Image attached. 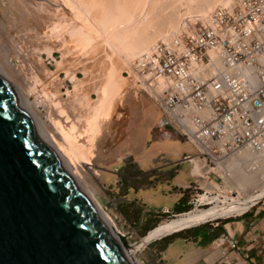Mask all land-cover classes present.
Wrapping results in <instances>:
<instances>
[{
    "label": "rangeland",
    "instance_id": "1",
    "mask_svg": "<svg viewBox=\"0 0 264 264\" xmlns=\"http://www.w3.org/2000/svg\"><path fill=\"white\" fill-rule=\"evenodd\" d=\"M202 1L209 0H149L150 3L148 0H0V70L3 76L15 87L17 94L22 95H19L21 100L31 103L37 123L55 147L63 150L93 208L97 210L99 206V212L109 214L114 220L127 246L133 250L132 258L136 263L172 264L166 257V250L180 232L163 239H151L149 233L161 223L194 210L198 206L196 200L206 190L215 194L225 190L237 193L235 199L256 190L246 187L241 192L228 178L194 176L193 163L184 157L197 159L204 173L207 170L205 162L177 131L164 129L162 122L152 130L148 140L146 132L153 121L151 112L155 115L153 105L147 100L143 102L145 97H150L137 92L127 78L131 65L146 52L145 48L149 50L177 30L179 33L185 27L201 25L224 2L235 0L221 1L222 5L218 3L208 10L209 13L203 10L207 3L204 5ZM120 3V8H116ZM108 9L113 10L110 13ZM120 17L121 21H116ZM172 17L173 24L166 34L164 31L162 37L148 45L145 41L149 33L152 34L156 27L162 28L160 21ZM150 22L152 26L156 23L155 27L150 28ZM138 44L144 49L138 48ZM145 109L150 114L148 119L143 117ZM157 141L162 143L161 150L169 155L160 158V168L144 172L135 159ZM83 156L89 159L90 165L82 163V167L79 166V158ZM181 167L184 174L189 170L191 174L189 180L192 181L184 189L189 210L177 213L171 203H168L171 208L164 210L163 198L175 190L171 182L180 174ZM226 218L206 222L203 226L210 228L228 220Z\"/></svg>",
    "mask_w": 264,
    "mask_h": 264
},
{
    "label": "built area",
    "instance_id": "2",
    "mask_svg": "<svg viewBox=\"0 0 264 264\" xmlns=\"http://www.w3.org/2000/svg\"><path fill=\"white\" fill-rule=\"evenodd\" d=\"M127 78L159 106L162 127L196 149L207 177L228 178L234 156L264 151V0L220 6L140 55Z\"/></svg>",
    "mask_w": 264,
    "mask_h": 264
},
{
    "label": "water",
    "instance_id": "3",
    "mask_svg": "<svg viewBox=\"0 0 264 264\" xmlns=\"http://www.w3.org/2000/svg\"><path fill=\"white\" fill-rule=\"evenodd\" d=\"M122 242L0 78V264H130Z\"/></svg>",
    "mask_w": 264,
    "mask_h": 264
},
{
    "label": "bare ground",
    "instance_id": "4",
    "mask_svg": "<svg viewBox=\"0 0 264 264\" xmlns=\"http://www.w3.org/2000/svg\"><path fill=\"white\" fill-rule=\"evenodd\" d=\"M116 1V0H115ZM124 1V0H123ZM138 1V0H137ZM151 1H155V0H151ZM179 1V0H178ZM181 1V0H180ZM201 1V0H200ZM221 1H224V0H209L208 2L205 1L207 4H206V7L205 10L206 12H208L209 9H212L214 8L216 5H218V3H221ZM231 1V0H230ZM234 1V0H233ZM107 2V1H106ZM110 2V0H109ZM126 2V1H125ZM130 2V1H129ZM149 2V0H148ZM159 2V1H158ZM177 2V1H176ZM175 2V3H176ZM194 2V1H193ZM198 2V1H197ZM203 2V1H202ZM203 2V4L205 3ZM115 3V2H114ZM119 3V1H118ZM133 3V2H132ZM142 3V2H141ZM141 3H138V4H141ZM150 3V2H149ZM162 3V2H161ZM161 3L159 5H161ZM165 3V2H164ZM163 3V4H164ZM182 3V2H181ZM225 4L224 5H228L230 4L231 2H224ZM233 3V2H232ZM112 4V3H111ZM153 4V3H151ZM180 4V3H179ZM199 4V3H197ZM120 5L121 3L119 4V7L117 5L116 8H120ZM131 5V4H130ZM176 5V4H175ZM182 5V4H181ZM205 5V4H204ZM222 5V3H221ZM222 5V6H224ZM152 6V5H151ZM179 6V5H178ZM106 7V6H105ZM125 7V6H123ZM130 7V6H129ZM128 7V8H129ZM135 7V6H134ZM143 7V6H142ZM153 7V6H152ZM162 7V6H161ZM160 7V8H161ZM168 7V6H167ZM172 7V5H171ZM186 7V6H185ZM190 7V6H188ZM192 7V6H191ZM110 8V7H109ZM112 8V7H111ZM115 8V9H116ZM127 8V7H126ZM137 9V7H135ZM154 8H155V5H154ZM176 8V7H175ZM104 9V8H102ZM125 9V8H122V10ZM135 9V10H136ZM140 9V8H139ZM158 9V8H157ZM161 9H164V8H161ZM179 9V7H178ZM181 9V7H180ZM190 9V8H189ZM195 9H198L197 7ZM101 10V9H100ZM106 10V9H105ZM109 10V9H108ZM113 10V9H112ZM111 10V11H112ZM121 10V9H120ZM121 10V11H122ZM131 10V9H130ZM150 10V9H149ZM173 10V9H172ZM201 11L202 14L204 13V11ZM110 11V10H109ZM110 11V13H111ZM127 11V10H126ZM138 11V10H137ZM146 11V10H145ZM154 11V10H153ZM157 12V10H155ZM163 10H161L162 12ZM167 12V10H165ZM178 11V10H177ZM195 11V10H194ZM213 11V10H212ZM106 12V11H105ZM134 12V11H133ZM139 12V11H138ZM141 12V11H140ZM179 12V11H178ZM184 12V11H183ZM186 12V11H185ZM124 13L125 11L123 12V16H124ZM129 13V11H128ZM153 13V12H152ZM159 13V12H158ZM157 13V14H158ZM172 13V12H171ZM180 13V12H179ZM197 13V12H196ZM209 13V12H208ZM207 13V15H208ZM213 13V12H212ZM211 13V14H212ZM121 14V13H119ZM127 14V13H126ZM133 14V13H132ZM135 14V13H134ZM145 14H147L145 12ZM160 14V13H159ZM163 14V13H161ZM176 14V13H175ZM174 14V16H175ZM200 14V13H199ZM210 14V15H211ZM109 15V14H108ZM107 15V16H108ZM111 15V14H110ZM121 15V16H122ZM131 15V14H130ZM142 15V13H141ZM144 15V14H143ZM170 15V14H169ZM173 15V14H172ZM171 15V16H172ZM178 15V14H177ZM185 15V14H184ZM209 15V16H210ZM118 16V15H117ZM166 16V15H165ZM163 15V17H165ZM170 16V17H171ZM110 17V16H109ZM108 17V18H109ZM126 17V16H125ZM143 17V16H142ZM140 17V18H142ZM160 17V16H159ZM167 17V16H166ZM177 17V16H176ZM104 18V17H103ZM107 18V17H106ZM104 18V19H106ZM115 17H113L114 19ZM128 18V17H126ZM137 18V17H136ZM156 18V17H155ZM158 18V17H157ZM207 18V17H206ZM205 18V19H206ZM102 20V18H100ZM111 19V18H110ZM112 19V20H113ZM135 19V17H134ZM144 19H145V16H144ZM150 19V18H149ZM152 19V18H151ZM174 19L173 17L172 18H165L163 19L162 21V28H158L156 27L155 28V31L151 34L149 33V37H147L146 41L148 43V45H150L151 42H153L156 38L158 39V37L161 36V34L163 33L164 35L166 34V30L167 29H170V26L173 24V21L172 20ZM108 20V19H107ZM115 20V19H114ZM119 20V21H118ZM124 20V19H123ZM129 20V19H127ZM139 20V19H138ZM146 20V19H145ZM160 20V18L158 19ZM177 20V19H176ZM175 20L174 23H177ZM104 21V20H103ZM116 21L120 22L121 21V17L119 19H117ZM130 21H132V19H130ZM137 21V20H136ZM151 21V20H149ZM172 21V23H171ZM180 21V20H179ZM114 22V21H113ZM143 22V21H142ZM147 22V21H146ZM156 22V21H155ZM101 23V22H100ZM124 23V22H123ZM129 23V22H128ZM138 22L134 23V24H137ZM145 23V22H144ZM152 23H153V20H152ZM156 23H159L156 22ZM154 23V24H156ZM104 24V23H103ZM133 24V26H134ZM143 24V23H142ZM146 24V23H145ZM151 24V22L149 23ZM153 24V26L155 27V25ZM160 24V23H159ZM107 25V24H106ZM127 25V24H126ZM125 25V26H126ZM140 25V24H139ZM148 25V24H147ZM105 27V25H103ZM114 26V25H113ZM131 26V25H130ZM152 26L149 25V27ZM152 26V27H153ZM160 26V27H161ZM101 27V26H100ZM143 27V26H142ZM178 27V26H177ZM122 28V27H121ZM133 28V27H132ZM132 28H128V29H132ZM136 28V27H135ZM141 27H139L140 29ZM146 28V27H145ZM151 28V27H150ZM149 28V29H150ZM174 28V27H173ZM138 29V30H139ZM154 29V28H153ZM110 30V29H109ZM115 30V29H114ZM133 30V29H132ZM131 30V31H132ZM151 30V29H150ZM119 31V30H118ZM130 31V30H129ZM137 31V30H135ZM144 31V30H143ZM171 31V30H170ZM178 31V30H177ZM176 31V32H177ZM104 32V31H103ZM116 32V31H115ZM120 32V31H119ZM118 32V33H119ZM149 32V30H148ZM169 31H167L168 33ZM108 33V32H107ZM125 33V31H124ZM137 33V32H136ZM171 33V32H170ZM117 34V33H116ZM121 34V33H120ZM130 34V33H129ZM143 34V33H142ZM162 34V35H163ZM173 34V33H171ZM170 34V35H171ZM146 35V33H145ZM148 35V34H147ZM166 36L164 37L162 40L164 39H167L169 38V36ZM125 36V35H124ZM129 36V35H127ZM127 36L125 39H127ZM143 36V35H142ZM146 37V36H145ZM162 37V36H161ZM112 38V37H111ZM129 38V37H128ZM144 38V37H143ZM133 39V38H132ZM145 39V38H144ZM114 40V39H113ZM122 40V39H121ZM130 40V39H129ZM128 40V41H129ZM149 42H148V41ZM124 41V40H123ZM127 41V40H126ZM137 43L138 41L135 40ZM141 41L142 45H143V42H142V39L139 40ZM156 42V41H154ZM125 43V42H124ZM129 43V42H128ZM132 43V41H131ZM130 43V44H131ZM134 43V42H133ZM146 43V44H147ZM158 43V42H157ZM119 44H123V43H119ZM136 44V43H135ZM154 44V43H153ZM139 45V44H138ZM146 45V46H148ZM152 45V43H151ZM155 45V44H154ZM153 45V46H154ZM116 46V45H115ZM123 46V45H122ZM152 46V47H153ZM134 47V46H133ZM144 47V46H143ZM143 47H140V45L138 46V48L142 49ZM151 47V48H152ZM127 48H130V47H127ZM149 48V47H148ZM122 49H125V48H122ZM132 49V48H131ZM144 49V48H143ZM136 50V49H135ZM146 51L147 48H145ZM144 50V51H145ZM129 51V50H128ZM133 51V50H132ZM138 51V50H137ZM140 51V50H139ZM138 51V52H139ZM135 51V53H138ZM141 52V51H140ZM145 52H142L140 55L144 54ZM137 55V54H136ZM139 55V56H140ZM131 56V55H130ZM134 56V55H133ZM138 56V55H137ZM138 56V57H139ZM135 59V58H134ZM128 62V61H127ZM5 74V73H4ZM0 78L3 79L4 81H6V83L9 85V89L14 93V95L17 97L19 103L21 104L22 106V109L28 114V116L33 120V122L35 123L36 127H37V130L39 132V135H40V139L49 147L52 149V151L58 155V157L61 159L62 163L64 164L66 170H67V173L71 176V178H73V180L77 181V177H76V172H74L72 170V165H70L67 161H66V157L63 153V150H61V148H58V147H55V145L50 141V138L49 136L46 134L45 130H43L39 124L37 123V118H35V116L33 115L32 111H31V103L28 102L27 100H21L20 96L21 94H17L16 90L14 89L15 87H13V85L11 86L6 78L3 76L1 70H0ZM19 93V92H18ZM22 96V95H21ZM23 99V98H22ZM42 104V103H41ZM36 106V105H35ZM38 107V106H37ZM41 125V124H40ZM70 144V143H69ZM74 146V145H73ZM75 147V146H74ZM81 152V151H80ZM81 156V155H80ZM197 159H195V163H196V168L193 170V174L194 175H197V176H203L204 178L207 177V175H205L203 169L199 166V164L197 163L196 161ZM79 166L82 167L83 164H86L87 166L90 165L91 163L89 162V159L85 158L83 156L79 158ZM83 163V164H82ZM82 164V165H81ZM72 166V167H71ZM86 167V166H85ZM227 167V170L229 171L230 173V176L228 177L229 180H232L236 183V186L239 187L241 189V192H244L247 188H255L256 190L253 191L251 194H247V196H243L242 198H237L235 199V195H237V193H231L230 191H224L223 193H219V194H213V195H203V196H200V199L198 200V206L192 210V211H189L187 213H183V214H180L178 216H176L175 218L171 219V220H168V221H165L163 223H161L160 225H158L157 227H155L150 233H149V238L151 239H160L168 234H171V233H174V232H180V230H185L187 228H190V227H193V226H197V225H200V224H204L206 222H209V221H216L218 219H221V218H229V217H233V216H238V215H241L242 213L246 212L247 210H249L252 206H254L255 204H257L264 196V151L263 152H260V153H257V152H252L250 150H245L243 152H241L240 154L234 156L226 165ZM84 168V167H83ZM78 183V181H77ZM79 184V183H78ZM252 185V186H251ZM250 186V187H248ZM247 187V188H246ZM244 190V191H243ZM88 197V196H87ZM262 197V198H261ZM261 198V199H260ZM260 199V200H259ZM94 200V199H93ZM91 202V201H90ZM99 205V204H98ZM202 206H206V207H203L201 208ZM99 207V206H98ZM97 207V210L94 208L95 212H96V215L97 217L103 222V224L109 229V232L111 233V235L117 238L120 239L121 241V238H124L121 233H120V230L119 228L117 227V225L115 224L114 220L110 217L109 214H105V213H101L99 212V208ZM103 209V208H102ZM101 211V210H100ZM146 241V240H145ZM123 243V242H122ZM121 243V244H122ZM123 250H125V254L130 262V264H141V263H136L133 258H132V254H133V250L130 249L128 246H125V244L123 243Z\"/></svg>",
    "mask_w": 264,
    "mask_h": 264
},
{
    "label": "crops",
    "instance_id": "5",
    "mask_svg": "<svg viewBox=\"0 0 264 264\" xmlns=\"http://www.w3.org/2000/svg\"><path fill=\"white\" fill-rule=\"evenodd\" d=\"M146 100L151 102L155 111V115L151 112L153 121L146 132V138L149 140L152 130L163 121V114L152 99L145 97L143 102ZM143 117L144 119L150 117L146 109ZM161 144L157 141L153 146H149L144 154L135 159V163L141 170L151 172L160 168L158 165L160 158L169 155L165 150H161ZM189 176H191L190 170L184 174L183 167H181L180 174L176 175L171 182L175 190L163 198L166 204L164 210L170 209L171 206L177 207L185 197L184 189L192 181L189 180ZM168 203L172 205L169 207ZM253 208L244 215L232 220L228 218L210 228L200 225L179 233L173 243L167 247L166 257L172 264H264V198ZM219 226L223 230L221 234L215 232ZM222 235H226L232 244L221 242Z\"/></svg>",
    "mask_w": 264,
    "mask_h": 264
},
{
    "label": "trees",
    "instance_id": "6",
    "mask_svg": "<svg viewBox=\"0 0 264 264\" xmlns=\"http://www.w3.org/2000/svg\"><path fill=\"white\" fill-rule=\"evenodd\" d=\"M186 201H187V197L185 196V197L180 201L179 205H177V207H176V212H177V213L187 212V211L189 210V207L187 206ZM215 232H216L217 234H221V233H223V230H222L221 227L219 226V227H217V228L215 229ZM181 233H182V232H180V234H181Z\"/></svg>",
    "mask_w": 264,
    "mask_h": 264
}]
</instances>
